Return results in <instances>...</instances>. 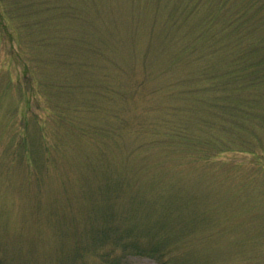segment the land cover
I'll return each instance as SVG.
<instances>
[{
    "label": "rangeland",
    "instance_id": "374dc122",
    "mask_svg": "<svg viewBox=\"0 0 264 264\" xmlns=\"http://www.w3.org/2000/svg\"><path fill=\"white\" fill-rule=\"evenodd\" d=\"M0 264H264V0H0Z\"/></svg>",
    "mask_w": 264,
    "mask_h": 264
}]
</instances>
